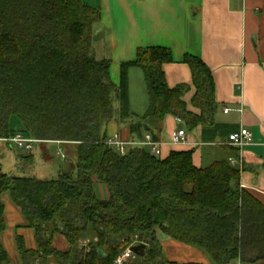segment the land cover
<instances>
[{"label": "trees", "instance_id": "trees-1", "mask_svg": "<svg viewBox=\"0 0 264 264\" xmlns=\"http://www.w3.org/2000/svg\"><path fill=\"white\" fill-rule=\"evenodd\" d=\"M99 21L98 9L84 0H0V140L20 134L38 144L59 143L68 164L49 180L0 170V264L9 263L1 243L4 193L34 233L35 249L16 238L22 264H114L140 244L143 254L124 264H174L158 230L206 251L216 264L264 260V205L240 188V169L229 162L237 148L227 146L202 168L193 164L192 150L156 157L132 147L120 156L106 145L111 120L126 124L137 141L146 134L156 140L165 117L192 130L208 123L216 102L209 68L192 55L182 60L191 84L168 87L163 68L173 55L163 46L138 48L113 83L110 61L92 51ZM132 68L141 71L148 97L142 116L129 108ZM18 160L34 162L30 155ZM55 236L64 238L66 251L53 246Z\"/></svg>", "mask_w": 264, "mask_h": 264}, {"label": "crops", "instance_id": "crops-1", "mask_svg": "<svg viewBox=\"0 0 264 264\" xmlns=\"http://www.w3.org/2000/svg\"><path fill=\"white\" fill-rule=\"evenodd\" d=\"M84 1L99 11L100 21L95 28L92 51L97 60L110 61L113 83L119 82L120 64L133 61L136 50L143 47L163 46L171 50L173 62L163 68L169 88L191 84L190 70L182 63L185 54L195 56L207 65L214 81L216 110L207 124L192 130L177 128L180 125L178 119L165 117L156 137L162 157L173 150H192L193 164L205 168L230 146L229 135L245 128L252 134V142L238 151L233 166L240 169V188L264 205V0ZM134 69L128 72L130 111L134 110L130 82ZM139 75L142 76L141 71ZM193 94L191 88L185 100L189 102ZM225 110L229 111L226 113ZM115 125L116 133L123 140L137 141L129 135L126 124L115 122ZM178 130L185 132L186 144L173 146L170 140ZM47 144L60 146L59 143ZM34 153L30 155L33 158ZM99 189L104 196V189L100 186ZM13 207H8L6 215L5 206L6 229L7 218L11 227L15 216L23 218L20 210ZM25 224L15 225L14 231L5 234V230L1 235V239L3 237L5 242L12 244V250L19 258L17 237H22L27 249L36 248L34 233ZM21 229L32 232L28 243L26 236L20 233ZM156 238L166 259L174 264H216L206 251L175 242L159 230ZM87 242L83 241V244ZM53 246L60 251L68 249L60 236L54 237ZM7 254L9 256L8 251ZM230 264H264V260L246 262L237 259Z\"/></svg>", "mask_w": 264, "mask_h": 264}, {"label": "rangeland", "instance_id": "rangeland-1", "mask_svg": "<svg viewBox=\"0 0 264 264\" xmlns=\"http://www.w3.org/2000/svg\"><path fill=\"white\" fill-rule=\"evenodd\" d=\"M112 65L110 64V70ZM134 75H131V92L132 99L131 105L133 104V109L131 112L136 116H141L145 113V107L148 106V97L145 91V85L143 82V77L139 75V70L134 69ZM133 74V73H131ZM11 127H17L16 121H11ZM182 127L183 130H188V128L180 122V125L177 127ZM106 131L108 136H113L117 132L115 122L113 120L109 121L106 126ZM34 162L32 166H26L20 163L19 156H24L26 153L23 150L17 149L14 146L10 147L8 143L0 141V170L2 173H5L10 176H29L34 177L38 180H49L57 177V172L61 169H65L67 161H63L62 157L57 155V151L62 153L60 146H51L49 144H35L34 146ZM1 201L6 206V215L8 207H13V204L10 201L9 194L4 193L1 195ZM7 218V217H6ZM25 220L20 215L19 217L15 216L14 225L11 227L7 218V229L8 231H14V228L17 225H22ZM16 225V226H15ZM20 233L25 235L27 238L32 237V232L20 230ZM7 236V235H6ZM1 243L3 247L8 251L10 256V262L8 264H22L20 258L13 252L12 244L10 242H5V239L2 237ZM202 250V249H199ZM17 258H16V256Z\"/></svg>", "mask_w": 264, "mask_h": 264}, {"label": "built area", "instance_id": "built-area-1", "mask_svg": "<svg viewBox=\"0 0 264 264\" xmlns=\"http://www.w3.org/2000/svg\"><path fill=\"white\" fill-rule=\"evenodd\" d=\"M229 110H225L227 113ZM242 110H240L241 112ZM5 143H8L10 147H15L17 149L23 150L26 155H32L34 153V146L38 143V141L33 139H26L22 137L20 134L15 135L11 139L2 140ZM252 142V134L249 130L242 128L237 133L230 134L228 137V145L241 150L244 146L250 144ZM106 145L115 150L120 156H124L127 154L128 150L132 147H143L147 148L153 156L162 155L160 145L150 134H146L142 141H125L121 138L119 133L114 134L113 136H109L106 140ZM170 144L175 145H183L186 144L185 132L183 130H178L177 132L172 134ZM57 155L61 156L64 159V155L60 152H56ZM230 164L235 165V161L230 159ZM133 253L130 249H126L125 252L119 256L114 264H124L127 259L131 257Z\"/></svg>", "mask_w": 264, "mask_h": 264}, {"label": "water", "instance_id": "water-1", "mask_svg": "<svg viewBox=\"0 0 264 264\" xmlns=\"http://www.w3.org/2000/svg\"><path fill=\"white\" fill-rule=\"evenodd\" d=\"M145 247H146L145 245L140 244V245L132 246L129 249L134 255H142L143 252L145 251Z\"/></svg>", "mask_w": 264, "mask_h": 264}]
</instances>
